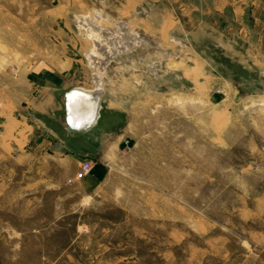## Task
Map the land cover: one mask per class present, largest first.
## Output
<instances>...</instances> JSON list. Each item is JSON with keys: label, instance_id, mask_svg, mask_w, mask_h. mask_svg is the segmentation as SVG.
Here are the masks:
<instances>
[{"label": "rangeland", "instance_id": "1", "mask_svg": "<svg viewBox=\"0 0 264 264\" xmlns=\"http://www.w3.org/2000/svg\"><path fill=\"white\" fill-rule=\"evenodd\" d=\"M233 1L236 11L264 2ZM215 2L154 0L151 15L181 21L195 4L216 21L205 14ZM91 8L95 0H0V264H264V76L206 35L203 66L167 35L164 50H124L107 65L106 84L127 98V144L99 179L74 178L62 153L77 143L34 101L50 78L94 87L72 16Z\"/></svg>", "mask_w": 264, "mask_h": 264}, {"label": "crops", "instance_id": "2", "mask_svg": "<svg viewBox=\"0 0 264 264\" xmlns=\"http://www.w3.org/2000/svg\"><path fill=\"white\" fill-rule=\"evenodd\" d=\"M95 1L97 8H91L90 11L86 12L72 13L78 31L83 36H85L87 28L80 25V17L91 18L92 21L98 20L101 23H99L101 25L100 33L116 34L122 32L128 34L132 40L127 42V46L129 45L128 48H135L136 50L141 48V51L146 52L151 50L162 51L164 48L160 42L161 35H167L168 43L180 46L181 56H183L181 58L185 62L193 58L192 60L198 61L199 65L203 66L206 62L201 57L203 47L198 46L197 42H199V37L206 35L205 37L210 38L211 43L219 46L226 52L227 56L229 54V57L235 60L241 68L257 70L264 76V2L258 1V7L253 6L252 8L250 6L248 11L246 9L236 11L233 0H216L210 11L205 13H210V17L217 16L216 21H208L202 9L196 7L195 4L192 8L184 5L182 9L187 11V15L182 14L181 17L188 16V19L178 21L173 13L168 10L167 16L163 15L162 20L157 21L155 15H151L150 3L154 0ZM109 1H116L121 4L122 7L118 8V13H114V15L108 13L107 4ZM106 25H111V28ZM176 35H180L181 38L176 37ZM235 42H241L242 45L237 48L234 46ZM88 43L90 49V42L88 41ZM138 45L140 47H137ZM117 55L120 53H116V57ZM116 57H113L112 60ZM87 61L92 68V61L88 58ZM135 63H138V59L132 61L128 58L125 66H134ZM152 65L154 62L148 64L147 67ZM94 73L97 72L93 70L92 75ZM71 81V79L63 81V79L50 78L45 83L39 82L43 85L41 88L44 98L41 102L35 100L34 105L39 112L49 118L57 116L62 127L63 138L77 143V146L72 148L69 154L67 152L62 153L66 160L75 163L74 178H76V173L81 165L79 162L89 161L91 162L90 173L94 178L99 179L105 170V166L112 161V157L120 149H124L127 144L126 128L130 122L127 98L123 96L121 90H118L120 89L119 86L107 84L106 90L102 93L101 106L95 122L84 130H72L65 125L64 107L65 94L72 88H77ZM55 90L60 92L61 99L55 96L53 92ZM48 144H54L60 154L63 151L61 145L54 141H49ZM65 146L67 150L68 144Z\"/></svg>", "mask_w": 264, "mask_h": 264}, {"label": "bare ground", "instance_id": "3", "mask_svg": "<svg viewBox=\"0 0 264 264\" xmlns=\"http://www.w3.org/2000/svg\"><path fill=\"white\" fill-rule=\"evenodd\" d=\"M80 18H79L81 20L80 25L82 27L87 28L84 37H86L87 40L90 42V47H91L89 50L90 53L88 55V59L91 60L93 63L92 69L97 72L91 76V81L94 85L92 89L77 87V88H72L70 90L71 93L69 95V100L70 103L72 102L70 104L71 106L70 109L72 111L70 110L69 113L70 124L73 127L75 126L83 129L88 124L90 125L94 123L98 117V111L101 106L100 102L102 100L101 99L102 93H104L107 86L106 83L108 76L104 74L107 65L110 63L113 57H116V53H120V54L124 53V51H122L123 47L127 48L129 46V45L127 46V42L129 43L130 40H132V38L128 34L126 35L125 33L122 32L121 33L118 32L116 34L100 33L99 30L101 28L100 27L101 25H99L100 22L98 20L92 21L91 18L90 19L85 17H80ZM137 47H140V45H138ZM128 49L134 50L135 48H128ZM179 64L180 62H174L169 67L177 68ZM82 99H87V100L90 99V100L87 102L88 104L86 106H82L80 104ZM77 105L80 109H78Z\"/></svg>", "mask_w": 264, "mask_h": 264}, {"label": "water", "instance_id": "4", "mask_svg": "<svg viewBox=\"0 0 264 264\" xmlns=\"http://www.w3.org/2000/svg\"><path fill=\"white\" fill-rule=\"evenodd\" d=\"M70 93H71V91H69L68 93H66L65 94V120H66V124H67V127L69 128V129H72V130H84V129H86L87 127H89L90 125L88 124L85 128H78V127H73V126H71V124H70V120H69V113H70V104L72 103H70V100H69V95H70ZM90 99H82V101L80 102V104L82 105V106H86L88 103V101H89ZM77 107H78V105H77ZM78 109H80L79 107H78ZM72 111V110H71ZM86 117V116H85Z\"/></svg>", "mask_w": 264, "mask_h": 264}, {"label": "built area", "instance_id": "5", "mask_svg": "<svg viewBox=\"0 0 264 264\" xmlns=\"http://www.w3.org/2000/svg\"><path fill=\"white\" fill-rule=\"evenodd\" d=\"M91 169V163L89 161H83L79 167L78 172L76 173L77 178L87 176ZM71 182V180H69Z\"/></svg>", "mask_w": 264, "mask_h": 264}, {"label": "flooded vegetation", "instance_id": "6", "mask_svg": "<svg viewBox=\"0 0 264 264\" xmlns=\"http://www.w3.org/2000/svg\"><path fill=\"white\" fill-rule=\"evenodd\" d=\"M124 50H128V47L127 48L126 47H123L122 51H124Z\"/></svg>", "mask_w": 264, "mask_h": 264}]
</instances>
